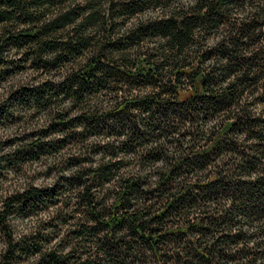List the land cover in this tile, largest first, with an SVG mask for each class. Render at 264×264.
I'll return each instance as SVG.
<instances>
[{
    "label": "clouds",
    "instance_id": "clouds-1",
    "mask_svg": "<svg viewBox=\"0 0 264 264\" xmlns=\"http://www.w3.org/2000/svg\"><path fill=\"white\" fill-rule=\"evenodd\" d=\"M0 264H264V0H0Z\"/></svg>",
    "mask_w": 264,
    "mask_h": 264
},
{
    "label": "trees",
    "instance_id": "trees-1",
    "mask_svg": "<svg viewBox=\"0 0 264 264\" xmlns=\"http://www.w3.org/2000/svg\"><path fill=\"white\" fill-rule=\"evenodd\" d=\"M35 38L36 37H34V36H29V37H26V38H24V39H22L20 41H17V43L23 45V43H26L28 40H32V39H35Z\"/></svg>",
    "mask_w": 264,
    "mask_h": 264
}]
</instances>
